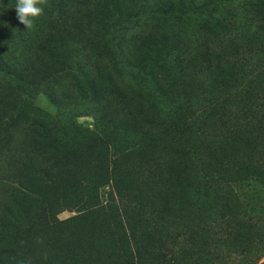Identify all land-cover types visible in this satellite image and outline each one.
I'll use <instances>...</instances> for the list:
<instances>
[{"label": "rangeland", "instance_id": "374dc122", "mask_svg": "<svg viewBox=\"0 0 264 264\" xmlns=\"http://www.w3.org/2000/svg\"><path fill=\"white\" fill-rule=\"evenodd\" d=\"M210 1L148 0L115 52L94 47L97 100L56 64L47 88L79 108L61 112L41 85L30 94V111L58 122L32 157L8 150L23 136L12 120L0 129V264H264V67L248 77L263 64L236 57L238 79L212 87L215 60L195 56L209 39L214 55L240 46L217 42L210 7L237 38L264 35V0Z\"/></svg>", "mask_w": 264, "mask_h": 264}, {"label": "trees", "instance_id": "16d2710c", "mask_svg": "<svg viewBox=\"0 0 264 264\" xmlns=\"http://www.w3.org/2000/svg\"><path fill=\"white\" fill-rule=\"evenodd\" d=\"M160 1L162 5L176 6L178 9L202 8L206 3H211L210 0L204 5L196 4L197 0ZM16 3L17 0H0V129L6 127L7 122L12 120L13 130L23 136L16 135L15 141L19 144V148L13 146L8 150L11 153L17 149L20 157L28 155L32 157L33 150L40 149L43 145L42 136L54 130L58 122L50 115H44V117L33 114L29 109L31 101L27 100L30 94L41 85L42 90L49 95L50 100L61 112L70 111L69 107L78 109L79 107L76 106L67 88L63 87L55 93L47 88V85L51 88L49 83L55 65L67 62L65 69L67 82H78L82 88L83 99L87 90L96 100L103 96L105 86L92 80L91 77L88 78L89 69L92 73V69L97 70L98 68L99 57L95 55L94 47L100 48L102 45L106 51L115 52L113 41H117L116 44L123 42L128 35L127 23L136 16V13L146 10L148 0H46L43 10L44 19L36 18L32 28H26L19 22L15 9ZM117 5H123V13H118L124 15L121 19L115 16L118 21L116 27L109 28L107 17L109 10L112 7L113 14L114 10L118 9L115 8ZM210 10L213 15L208 16L207 20L211 24V31L216 36L217 42L224 44L235 40L234 43L240 45L232 52L214 55L210 50H215L211 47L215 44L211 41L212 39H209L203 47L197 50V53L201 52V54H195V56H200L198 58L200 63L203 60H215L210 69V85L217 87L219 82L226 83L230 79L236 81L241 69H234V62L236 57L240 59L242 55L247 57L246 61L259 59L263 64L257 67L252 66L248 71L245 70L249 72L248 77L262 70L264 67V35L243 33L237 38L234 20L222 16L214 7H210ZM205 37L210 38L208 35ZM91 45L92 48L87 49ZM227 48L223 46L220 49ZM86 49L92 58L82 52ZM202 54L208 56L203 57ZM228 55L230 57L226 58ZM127 62L130 61L127 60ZM210 66L211 64H207L206 67L210 68ZM81 77L85 80L89 79L85 85L78 81ZM96 83L100 87L99 90L95 86ZM20 85L28 88L29 92L25 97V92L20 87H14ZM121 98L129 103H135L131 99L122 96ZM101 110L100 115L103 120H107L105 111ZM75 149L81 151L83 155L86 153L78 148ZM72 155L75 159V153ZM32 184L35 189H39L37 179L33 180Z\"/></svg>", "mask_w": 264, "mask_h": 264}, {"label": "clouds", "instance_id": "9594fccd", "mask_svg": "<svg viewBox=\"0 0 264 264\" xmlns=\"http://www.w3.org/2000/svg\"><path fill=\"white\" fill-rule=\"evenodd\" d=\"M46 0H17L15 9L17 18L26 28H32L34 21L43 14Z\"/></svg>", "mask_w": 264, "mask_h": 264}]
</instances>
